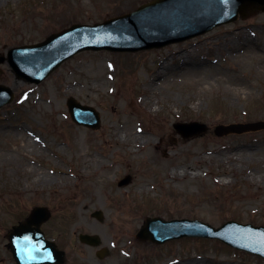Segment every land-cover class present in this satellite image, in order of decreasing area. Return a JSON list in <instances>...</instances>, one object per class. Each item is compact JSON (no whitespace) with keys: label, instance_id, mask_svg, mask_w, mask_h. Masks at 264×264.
Returning a JSON list of instances; mask_svg holds the SVG:
<instances>
[{"label":"rangeland","instance_id":"obj_1","mask_svg":"<svg viewBox=\"0 0 264 264\" xmlns=\"http://www.w3.org/2000/svg\"><path fill=\"white\" fill-rule=\"evenodd\" d=\"M125 1L0 0V58L153 0L103 15ZM0 85L14 95L0 108V264H15L6 233L35 206L52 214L41 228L64 251L63 264H264L218 240L136 239L146 217L264 227V130L214 134L219 125L264 121V12L159 49L81 52L37 85L16 78L4 61ZM145 94L159 101L157 113L144 104ZM69 97L99 114L98 129L72 122ZM165 118L164 135H143L150 153L122 142V128L138 132ZM189 122L208 131L182 138L173 125ZM125 176L130 183L119 187ZM79 234L97 235L99 246L81 243ZM101 249L108 254L100 260Z\"/></svg>","mask_w":264,"mask_h":264},{"label":"water","instance_id":"obj_2","mask_svg":"<svg viewBox=\"0 0 264 264\" xmlns=\"http://www.w3.org/2000/svg\"><path fill=\"white\" fill-rule=\"evenodd\" d=\"M258 11L264 12V0H155L139 7L137 11L122 18L110 20L95 26H72L58 34L49 35L43 42L13 48L8 51L7 60L18 79L38 84L48 77L62 62L84 50H110L114 52L140 51L160 48L202 35L222 24L245 19ZM12 92L0 85V107L10 103ZM67 106L73 121L92 129L99 127V116L91 108L83 107L72 98ZM184 138L206 132L205 125L198 123L174 125ZM236 126H219L216 135H223ZM245 131L264 129V122L242 126ZM130 177L118 183L125 186ZM93 217L102 220L100 211ZM50 218L46 208L36 207L29 217L14 226L8 239L9 248L16 264H62L64 253L55 243L45 239L40 225ZM218 238L240 250L264 257V229L250 225L228 222L219 229L197 221L164 222L159 218H147L136 237L157 244L180 237ZM80 242L98 246L96 235H80ZM102 250L97 257L106 255Z\"/></svg>","mask_w":264,"mask_h":264},{"label":"bare ground","instance_id":"obj_3","mask_svg":"<svg viewBox=\"0 0 264 264\" xmlns=\"http://www.w3.org/2000/svg\"><path fill=\"white\" fill-rule=\"evenodd\" d=\"M138 3L139 2L138 1H135V0H131L130 2L125 1V2H123V3L120 4V6H119V8L117 10L115 9V10H112V11H106L103 15L106 16V17H110V15L112 13L115 14V15H121L123 13H126V12L131 11L136 5H138ZM67 60H65L64 62H66ZM64 62H62V63H64ZM162 75L163 74L158 73L155 77L159 81V80L162 79ZM126 90H127V92H124L122 94V95H124V97L126 95L128 96L130 94V90L129 89H126ZM144 98H145L144 99V104L145 105L147 104V105H149L152 108L154 107L152 109V111H154V112L157 113L159 111V109L156 106L158 105L159 101H157V99L153 95H151V94H145V97ZM195 100L196 101L193 104H196L195 107H197V105L198 106L200 105L201 100H199V99H195ZM113 111H114V113L118 114V112H116L115 110H113ZM132 113H133V111H132ZM132 113H131V115H133ZM122 115H123V113H122ZM148 115H149V117L151 119H153L154 116H155L154 114H148ZM166 123H167V121H166V118H165V119L162 120L161 123L159 122L154 127L145 128L144 130H139L138 132L135 129H134V132H133L132 130H126L125 128H122L121 129V135H120L121 140H122L123 143L128 144V145H131L132 148L136 147V148L140 149V151L141 150L143 151V149H145V152L146 153H150L149 148L146 147V143H148L149 140L146 139L143 135H145V134L146 135H149L150 134V136L151 135H153V136L164 135V126L166 125ZM124 127H126V124H124ZM138 134H140V135H138ZM202 135L203 134H200V135H197V136L200 137ZM184 141H189V140H184ZM76 145L77 144L75 143L74 146H76ZM137 153H138V151H137ZM207 153H216V152L212 148H210V149H208ZM229 158L230 159H233V157H231V156ZM95 162L97 163L98 160H95ZM165 167L166 166L164 164H161V165L157 166V168H159L160 170H164ZM108 170L109 169H106V172ZM180 170L181 171H180L179 174L184 175V173H185L184 169H180ZM173 174H175V172H173ZM100 182L103 185H107V183L105 182V180L100 179ZM146 218H150V217H146ZM260 228H263L264 229V227H262V226ZM125 238H127V234H125ZM125 261L126 260H123L124 263H125Z\"/></svg>","mask_w":264,"mask_h":264}]
</instances>
